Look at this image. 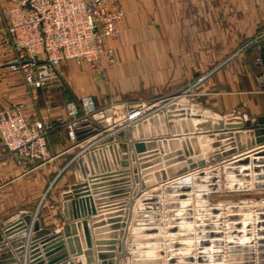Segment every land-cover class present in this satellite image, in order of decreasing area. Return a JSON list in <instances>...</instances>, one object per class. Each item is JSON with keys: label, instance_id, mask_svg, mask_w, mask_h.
Here are the masks:
<instances>
[{"label": "crops", "instance_id": "crops-1", "mask_svg": "<svg viewBox=\"0 0 264 264\" xmlns=\"http://www.w3.org/2000/svg\"><path fill=\"white\" fill-rule=\"evenodd\" d=\"M116 1L124 10L121 34L107 39L115 57L96 64L70 59L42 86L30 87L19 67L11 66L16 51L7 34L5 13L12 0H0V105L17 108L28 118L61 117L49 133L45 161L20 164L0 142V225L15 224L36 213L42 227L62 230L69 222V200L64 194L83 179H88L95 198L111 193L113 187L129 192L124 200L97 203V214L88 217L90 224L93 218L135 220L139 200L135 199L133 133L131 124L121 121L133 107L164 103L171 115L195 111L206 116L192 117L195 124L204 125L203 130L219 125L213 115L235 112L254 119L264 114V62L256 59L255 43L258 39L264 44V0ZM85 96L92 102L81 104L73 121L75 137H70L65 104L81 102ZM249 131L234 132L238 149L229 158L264 145H247L252 139ZM240 145H245L242 150ZM81 157L91 171L97 162L101 173L109 175L83 177ZM253 173L251 169L249 174ZM166 183L146 187L141 196ZM187 185L192 193L200 188L194 182ZM150 204L144 202L141 208Z\"/></svg>", "mask_w": 264, "mask_h": 264}, {"label": "rangeland", "instance_id": "rangeland-1", "mask_svg": "<svg viewBox=\"0 0 264 264\" xmlns=\"http://www.w3.org/2000/svg\"><path fill=\"white\" fill-rule=\"evenodd\" d=\"M163 104L135 120L142 123L140 134L151 137L159 150L155 155L135 157V185L138 178L167 185L184 170L194 171L191 165L206 169V174L198 181L199 189L187 191V198L180 197L184 190L165 185L149 195L141 196L142 190L135 195L139 205H135V220L129 219L124 237L129 255L120 264H260L261 250L251 242L250 231L257 208L264 207V202L259 204L264 189L256 191L260 188L254 187L252 177L246 179L242 169L228 166V156H216L228 148V142L217 147V138L208 133L189 134L204 125L195 124L192 117L171 115ZM225 141L227 137L221 139ZM211 183L216 186L209 187ZM144 202H151L150 208H141ZM210 231L214 235H206ZM204 238L210 242L202 244Z\"/></svg>", "mask_w": 264, "mask_h": 264}, {"label": "water", "instance_id": "water-1", "mask_svg": "<svg viewBox=\"0 0 264 264\" xmlns=\"http://www.w3.org/2000/svg\"><path fill=\"white\" fill-rule=\"evenodd\" d=\"M155 106V103H151L148 105L147 110ZM185 113H187L184 114L186 117H206L195 111ZM213 117L220 121L219 125L210 128V130L199 129L198 132L208 133L210 137L217 138L214 142V145L217 147H223L226 142L230 141L233 144L232 147L227 149L223 148V152L216 153L217 157H221L222 155L228 156L237 151L238 148L234 147L233 140L234 132H236L235 135L241 134L239 130H250L249 133L252 139L247 145L264 144V114L254 119L244 118L235 112L225 113L222 116L214 115ZM141 125V122L131 124V131L133 133L131 145L135 152L132 153L133 161H135V157L143 158L155 155L159 151L154 147V142L151 137L140 134ZM124 133V130L120 131L119 135H123ZM224 137H228V141L221 143V139ZM120 145L123 147L126 146L125 143H120ZM244 146L240 145L239 149L242 150ZM90 154L95 158L93 151ZM124 156L127 157L128 155ZM84 158L81 157L80 159L84 164L83 177L87 174H89L88 178L90 179L109 175L107 173H101L97 162H95L91 171L85 164ZM225 161L228 166L247 165L252 162V167L241 168L244 174L243 176L246 179L252 177L254 179V187L264 189V145L231 158L227 157ZM201 163H205V161L202 160ZM197 166L191 165V168L194 169L191 173H186L187 170H184L183 173L185 175L178 177L181 173L178 174L176 176L177 178L174 177L175 179L168 182L166 188L172 189L179 187L185 192L189 191L191 188L187 184L194 181V183L198 184V181H201V178L206 174V169ZM251 169L254 172L253 175L249 174ZM133 171L135 173V163L133 165ZM154 183L148 178H138V184L136 183L135 185V195ZM247 184L248 182H245V186ZM215 186V183L209 184L211 188ZM102 196L95 198L92 195L88 179L73 183L70 191L64 194L65 199L69 200L66 203V213L69 222L62 230L42 227L39 218L36 217V213L25 215L23 221L15 224H1L0 264H20V262H22L21 264H120L121 258L125 254L129 255V252L125 251L124 246L125 233L129 228L127 217L121 222H118L121 219L113 217L100 221H96V218H93L91 219V224L88 217L97 214V203L99 205L100 203L108 204L106 202L115 198L124 200L129 196V192L126 188L113 187L111 193L109 192ZM188 196L189 193H180V197L182 198H187ZM263 202L264 200L260 201L259 204ZM214 210H217V207ZM127 211H129V207ZM253 222L254 227L250 231L251 242H255L254 246L261 250L258 253L260 257L259 263L264 264V207L257 208L255 221ZM105 223L110 225L105 228L99 227ZM102 229L109 230L105 233ZM214 233V231H210L206 235L211 236ZM200 242L207 244L210 240L204 238ZM201 258V256H198V259ZM189 259L192 260L193 257L190 256ZM245 264H252V262L246 261Z\"/></svg>", "mask_w": 264, "mask_h": 264}, {"label": "built area", "instance_id": "built-area-1", "mask_svg": "<svg viewBox=\"0 0 264 264\" xmlns=\"http://www.w3.org/2000/svg\"><path fill=\"white\" fill-rule=\"evenodd\" d=\"M124 14L116 0H12L7 8L6 30L16 51L13 67H19L30 87L42 86L70 59L96 64L102 58L112 60L115 50L107 39H117L119 22ZM260 49V42L255 40ZM261 61L259 55L256 56ZM89 96L65 104L69 119L66 127L75 137L73 121L81 104L91 103ZM148 105L129 109L122 122L135 123ZM50 118H28L19 109L0 105V142L13 152L20 164L45 161L48 136L55 121Z\"/></svg>", "mask_w": 264, "mask_h": 264}, {"label": "trees", "instance_id": "trees-1", "mask_svg": "<svg viewBox=\"0 0 264 264\" xmlns=\"http://www.w3.org/2000/svg\"><path fill=\"white\" fill-rule=\"evenodd\" d=\"M260 44L261 46H260V49L258 50L257 55H259V57L261 58V61L264 62V44L263 43H260Z\"/></svg>", "mask_w": 264, "mask_h": 264}]
</instances>
